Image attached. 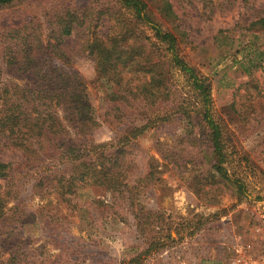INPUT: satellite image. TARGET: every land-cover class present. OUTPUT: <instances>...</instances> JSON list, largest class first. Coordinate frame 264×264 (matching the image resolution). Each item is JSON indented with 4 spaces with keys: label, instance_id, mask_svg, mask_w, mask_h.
I'll return each mask as SVG.
<instances>
[{
    "label": "rangeland",
    "instance_id": "374dc122",
    "mask_svg": "<svg viewBox=\"0 0 264 264\" xmlns=\"http://www.w3.org/2000/svg\"><path fill=\"white\" fill-rule=\"evenodd\" d=\"M50 1L39 0L31 9L39 13L42 2ZM88 1L75 2L82 7ZM153 1L152 17L176 36L179 54L211 85L229 180L213 168L208 133L186 77L172 71L190 118L151 125L126 148L119 176L126 188H81L67 201L57 190L37 194L30 183L33 174L25 177L7 214L16 223L20 204L32 215L26 225L18 224L26 264H264V67H254L264 52V33L245 28L264 17V0H251L253 6L237 0L222 11H212L204 0H168L177 16L174 23L161 18ZM152 25L145 27L151 36ZM110 29L103 19L96 32L105 37ZM83 41L73 35L66 44ZM73 69L87 82L99 115L116 107L106 98L108 88L93 83L91 59L80 57ZM113 128L99 126L92 143L118 141L126 127ZM73 137L70 131L58 144ZM24 160L22 152L0 147V162ZM3 248L0 264L8 258Z\"/></svg>",
    "mask_w": 264,
    "mask_h": 264
},
{
    "label": "trees",
    "instance_id": "16d2710c",
    "mask_svg": "<svg viewBox=\"0 0 264 264\" xmlns=\"http://www.w3.org/2000/svg\"><path fill=\"white\" fill-rule=\"evenodd\" d=\"M37 1L0 0V147L20 151L25 159L19 165L0 162V183L6 181L4 187L0 184V245L8 254L4 264H26V243L18 224L26 225L32 215L20 204L15 207L20 211L16 223L7 214L8 203L17 200V188L25 177L33 174L30 183L37 194L57 190L67 201V195L81 188L114 190L123 186L119 176L125 150L135 139L151 125L168 123L176 116L190 118L172 71L186 77L195 111L208 133L213 168L229 180L211 85L179 54L176 36L152 17L153 0H89L82 7L76 0H51L42 2L36 13L31 6ZM242 1L253 6L251 0ZM204 2L212 11H222L237 0ZM155 3L163 20H177L168 0ZM103 19L111 29L100 37L96 30ZM147 25H152L153 36L145 30ZM245 28L264 33V17ZM73 35L82 37L83 43L67 45L66 39ZM83 56L94 63L93 83L107 87V100L116 104L100 115L91 104L87 82L73 69ZM258 57L255 69L264 67V52ZM137 120L141 125L133 123ZM102 125L126 130L110 146L95 145L90 137ZM70 131L74 137L58 144ZM154 177L152 166L149 178Z\"/></svg>",
    "mask_w": 264,
    "mask_h": 264
}]
</instances>
